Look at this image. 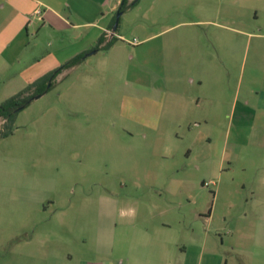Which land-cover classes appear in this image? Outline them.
Segmentation results:
<instances>
[{"label":"rangeland","instance_id":"1","mask_svg":"<svg viewBox=\"0 0 264 264\" xmlns=\"http://www.w3.org/2000/svg\"><path fill=\"white\" fill-rule=\"evenodd\" d=\"M40 12L19 45L10 40L20 51L0 71V103L59 67L82 31L43 26ZM227 12L225 0H139L111 51L17 112L0 139V264H99L101 243L145 221L207 233L215 246L232 225L264 222V57L231 36ZM166 38L181 95L162 91Z\"/></svg>","mask_w":264,"mask_h":264},{"label":"crops","instance_id":"2","mask_svg":"<svg viewBox=\"0 0 264 264\" xmlns=\"http://www.w3.org/2000/svg\"><path fill=\"white\" fill-rule=\"evenodd\" d=\"M119 2L120 0H0V71L19 55L20 50L16 54L11 53L10 40H17L18 45L21 43L23 31L30 24V17L37 8H42L37 19H40L43 26L61 23L72 30H82L75 35L76 42L70 45L66 54L60 60L55 57L60 65L79 54L88 53L81 62L84 63L88 56L111 51L116 42L107 50L90 52L99 37L108 30ZM225 5L227 19L233 25L229 28L231 36L235 35L237 41L245 38L248 43L253 42L251 57H264V0H225ZM155 35L157 34L146 36L142 41ZM170 39L163 41L165 78L162 91L170 95H181L184 94V88L180 84V57L175 43L171 44ZM177 42L176 40V45ZM79 65L66 70H74ZM170 67L173 69L170 70ZM44 74L43 72L42 75ZM258 85L262 91L257 105L264 111V77ZM161 101L164 103L165 100ZM243 105L248 106V100H244ZM261 123L257 139H261L258 145L264 148V118ZM262 182L264 184V177ZM250 194L254 197L255 190L252 189ZM261 218L264 219V216ZM258 219L246 221L242 226L232 225L227 230L226 242L220 239L216 246L207 233L196 235L193 230L184 232V229H174L168 223L152 225L145 221L144 224L130 228L127 235L121 234L116 240L101 243L100 249L106 260L99 264H264V222ZM81 264L92 263L81 261Z\"/></svg>","mask_w":264,"mask_h":264},{"label":"trees","instance_id":"3","mask_svg":"<svg viewBox=\"0 0 264 264\" xmlns=\"http://www.w3.org/2000/svg\"><path fill=\"white\" fill-rule=\"evenodd\" d=\"M139 0H120L116 12L123 13L124 11L134 7ZM114 17L105 31L97 40L93 49L90 52L107 50L116 41L115 30H112ZM111 32V33H109ZM88 53L79 54L64 62L59 67L45 73L33 82L29 83L19 92L5 99L0 103V119L3 121L0 128V139L9 136L12 133L13 121L18 111L25 108L36 95H43L52 86L53 81L61 72L73 66L80 64Z\"/></svg>","mask_w":264,"mask_h":264},{"label":"water","instance_id":"4","mask_svg":"<svg viewBox=\"0 0 264 264\" xmlns=\"http://www.w3.org/2000/svg\"><path fill=\"white\" fill-rule=\"evenodd\" d=\"M120 15H121V13H119V12H116V13H115V16H114V23H113L112 30H115V29L117 28ZM40 96H41V95H36V96L34 97V99H37V98H39Z\"/></svg>","mask_w":264,"mask_h":264},{"label":"built area","instance_id":"5","mask_svg":"<svg viewBox=\"0 0 264 264\" xmlns=\"http://www.w3.org/2000/svg\"><path fill=\"white\" fill-rule=\"evenodd\" d=\"M109 33H111V32H109ZM130 43L133 45H136L138 42L135 39H133Z\"/></svg>","mask_w":264,"mask_h":264}]
</instances>
